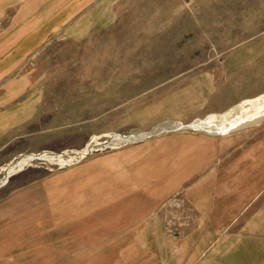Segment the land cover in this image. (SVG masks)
Segmentation results:
<instances>
[{
    "label": "rangeland",
    "instance_id": "1",
    "mask_svg": "<svg viewBox=\"0 0 264 264\" xmlns=\"http://www.w3.org/2000/svg\"><path fill=\"white\" fill-rule=\"evenodd\" d=\"M0 264H264V0H0Z\"/></svg>",
    "mask_w": 264,
    "mask_h": 264
},
{
    "label": "water",
    "instance_id": "2",
    "mask_svg": "<svg viewBox=\"0 0 264 264\" xmlns=\"http://www.w3.org/2000/svg\"><path fill=\"white\" fill-rule=\"evenodd\" d=\"M194 122H192V123H189V124H180L179 122H174V123H171L170 124V126H169V129H171V130H177V129H184V128H188V129H195V127L194 126H192V124H193ZM191 124V125H190ZM253 124V123H252ZM249 125H251V124H248V125H243V126H240V127H244V126H249ZM240 127H238V128H240ZM238 128H235V129H232V130H228L227 132H223V133H228V132H230V131H234V130H236V129H238ZM196 129H198V128H196ZM163 131V130H162ZM209 134H213V135H215V134H220L221 132H219V131H210V132H208ZM151 134H153V133H147L146 135L145 134H143L142 136H140V138H145V137H147V136H149V135H151ZM145 135V136H144ZM95 145H93L90 149H89V151H91L92 149H93V147H94ZM32 157H40V156H34V155H31V157H28V159L27 160H24L23 162V166L28 162V160H29V158H32ZM26 161V162H25Z\"/></svg>",
    "mask_w": 264,
    "mask_h": 264
},
{
    "label": "bare ground",
    "instance_id": "3",
    "mask_svg": "<svg viewBox=\"0 0 264 264\" xmlns=\"http://www.w3.org/2000/svg\"><path fill=\"white\" fill-rule=\"evenodd\" d=\"M12 167V166H11ZM14 167H16V166H14Z\"/></svg>",
    "mask_w": 264,
    "mask_h": 264
}]
</instances>
